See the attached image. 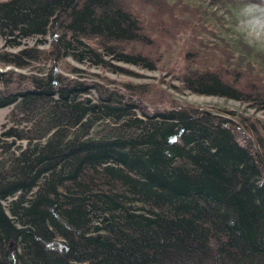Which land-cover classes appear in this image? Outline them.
I'll use <instances>...</instances> for the list:
<instances>
[{
  "label": "trees",
  "instance_id": "trees-1",
  "mask_svg": "<svg viewBox=\"0 0 264 264\" xmlns=\"http://www.w3.org/2000/svg\"><path fill=\"white\" fill-rule=\"evenodd\" d=\"M249 2L0 1V264H264V119L90 71L264 114V53L217 30Z\"/></svg>",
  "mask_w": 264,
  "mask_h": 264
},
{
  "label": "rangeland",
  "instance_id": "rangeland-1",
  "mask_svg": "<svg viewBox=\"0 0 264 264\" xmlns=\"http://www.w3.org/2000/svg\"><path fill=\"white\" fill-rule=\"evenodd\" d=\"M1 1V0H0ZM190 1V0H188ZM197 1V0H195ZM256 17L264 18V2L261 4L258 3H244L239 6H236L231 10L230 16H224L223 20V27L218 28V34L220 37L227 38L232 40L234 37H240L246 43H248L251 47H255L257 50L262 51L264 53V45L256 42L252 39L250 35H248V29L250 24L255 20ZM221 30V31H220ZM220 32V33H219ZM216 33L214 32V36H210L211 39H215ZM182 39V37H181ZM180 40L178 39V42ZM32 45V40H24L23 44ZM177 50L174 53H171V56L175 55ZM173 58V57H172ZM168 60L169 62L166 64L165 67L175 62V60L180 63L178 59L180 58L179 54L175 57V59ZM71 65L75 67H82L85 68L83 65H78L71 62ZM119 67L122 69L128 70V73H108L104 71H98L97 69H91L90 71L97 72L99 74L106 75L110 80H115L118 82H130V83H141V84H158L161 86L162 89H165L169 94L173 96V99L178 103H184L189 105H194L199 109H205L210 112H214L217 114L225 115L230 119H234L239 115L243 116H251L255 115V117H259L264 119V114L261 112H254L252 109L248 108L247 105L242 104L238 101H233L227 98H222L219 96H208V95H198L195 93L189 92H178L171 88V86L177 87L179 83L171 76L170 72H166V68H156L153 71H144L136 66H130L126 64H120ZM174 69H177L176 64L173 65ZM134 75H131V74ZM7 108L0 109V123L4 121V117L6 115Z\"/></svg>",
  "mask_w": 264,
  "mask_h": 264
},
{
  "label": "clouds",
  "instance_id": "clouds-1",
  "mask_svg": "<svg viewBox=\"0 0 264 264\" xmlns=\"http://www.w3.org/2000/svg\"><path fill=\"white\" fill-rule=\"evenodd\" d=\"M248 35H250L256 42L264 45V18H255L249 26Z\"/></svg>",
  "mask_w": 264,
  "mask_h": 264
}]
</instances>
